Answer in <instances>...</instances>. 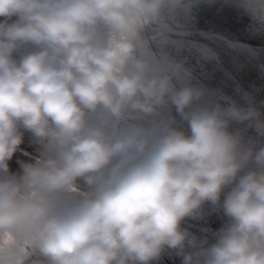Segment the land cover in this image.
I'll use <instances>...</instances> for the list:
<instances>
[{
    "label": "clouds",
    "instance_id": "9594fccd",
    "mask_svg": "<svg viewBox=\"0 0 264 264\" xmlns=\"http://www.w3.org/2000/svg\"><path fill=\"white\" fill-rule=\"evenodd\" d=\"M193 2L0 0V264H264V101L151 51Z\"/></svg>",
    "mask_w": 264,
    "mask_h": 264
},
{
    "label": "rangeland",
    "instance_id": "374dc122",
    "mask_svg": "<svg viewBox=\"0 0 264 264\" xmlns=\"http://www.w3.org/2000/svg\"><path fill=\"white\" fill-rule=\"evenodd\" d=\"M167 23L166 40L152 33L156 36L151 45L154 54L182 61L193 83L220 89L240 103L244 102L243 94L248 92L257 106H261L260 102L264 101V26L256 24L226 0H215L213 4L194 0L186 14ZM249 135L255 136V133L250 131ZM20 147L23 153L17 152L9 162L14 172L19 170L18 160L27 161L36 153L29 133H25ZM204 212L203 219H186L182 226L211 240V232L222 226L224 217L221 209L210 204L204 206ZM153 264H181V258L168 250Z\"/></svg>",
    "mask_w": 264,
    "mask_h": 264
}]
</instances>
